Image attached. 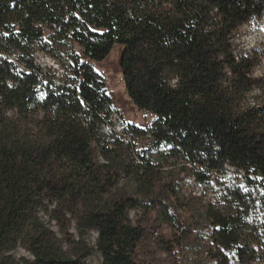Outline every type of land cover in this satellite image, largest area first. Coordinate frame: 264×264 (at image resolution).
<instances>
[{"label":"trees","instance_id":"trees-1","mask_svg":"<svg viewBox=\"0 0 264 264\" xmlns=\"http://www.w3.org/2000/svg\"><path fill=\"white\" fill-rule=\"evenodd\" d=\"M263 16L264 0H0V264L263 263L264 50L238 44ZM115 49L152 116L121 135L93 68Z\"/></svg>","mask_w":264,"mask_h":264},{"label":"rangeland","instance_id":"rangeland-1","mask_svg":"<svg viewBox=\"0 0 264 264\" xmlns=\"http://www.w3.org/2000/svg\"><path fill=\"white\" fill-rule=\"evenodd\" d=\"M238 38V44L243 51L250 52L254 49L264 50V16L259 22V26L257 28L252 27V25L250 24L245 25L241 29ZM119 53V50L115 49L104 61L93 63L94 70L99 73L105 80L106 89L111 98L113 106H115V108L122 115L121 118L119 115L116 114L112 116V119H114L115 122L119 123L121 126H123V122H128L129 124L137 127L150 126L152 122V116L145 111H140L136 109L125 93L121 72L118 66V60L120 55ZM34 58L36 64H38L40 67L47 71L53 72L56 77V74L59 73V76L57 78H61L63 76L68 75L66 71H64L63 68L57 63L59 65V68L64 72L63 75H60L61 72H57L56 69H54L55 67L52 64V60L49 59L47 55L37 52ZM180 179L183 182L185 192H198V188L195 187V185L192 183V179L190 180L187 175H182ZM217 179L222 182L224 181V178H220L219 176L217 177ZM228 181L240 184V177L237 176V174H230ZM123 183H120L119 187H122ZM129 215L131 219L136 222L141 218L142 213L130 212ZM41 217L43 220H46L45 216L41 215ZM146 224L147 226H150L152 224V219H148ZM52 230L54 232L57 231L55 227H52ZM69 232L75 235V230L73 227L70 228ZM163 232L165 234H168L170 233V230L167 227H164ZM153 234L155 235L156 233L153 232ZM95 237V234L90 235L91 245L95 242ZM13 255L16 258H20L27 257L28 254L23 249L18 248L13 252ZM156 257L158 259L160 258L164 260L165 254L157 252ZM87 263L101 264V258L96 252H94L93 255L87 260ZM255 264H264V262Z\"/></svg>","mask_w":264,"mask_h":264},{"label":"built area","instance_id":"built-area-1","mask_svg":"<svg viewBox=\"0 0 264 264\" xmlns=\"http://www.w3.org/2000/svg\"><path fill=\"white\" fill-rule=\"evenodd\" d=\"M49 57V56H48ZM49 59H51L52 60V64L54 65V69H56V71L57 72H61L60 73V75H63V71L59 68V65L57 64V62L55 61V60H53L52 58H50L49 57ZM57 75V77L59 76V73H57L56 74ZM112 129L116 132V133H118V134H122V126L119 124V123H117V122H115V120L113 119V126H112ZM197 188V187H196ZM193 195H195V196H202V193H201V191L199 190V188H198V192H193ZM204 201H206V202H211V203H213V204H215L216 203V199L214 198V196H213V194L212 193H208L206 196H204ZM230 264H232V263H230Z\"/></svg>","mask_w":264,"mask_h":264}]
</instances>
